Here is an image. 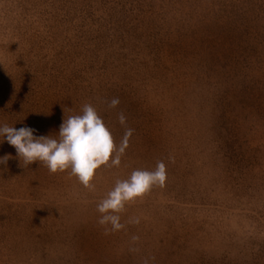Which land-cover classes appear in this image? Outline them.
<instances>
[{
  "label": "rangeland",
  "instance_id": "374dc122",
  "mask_svg": "<svg viewBox=\"0 0 264 264\" xmlns=\"http://www.w3.org/2000/svg\"><path fill=\"white\" fill-rule=\"evenodd\" d=\"M85 104L118 147L132 130L94 189L0 136V264H264V0H0V126L59 139ZM161 161L164 187L101 224Z\"/></svg>",
  "mask_w": 264,
  "mask_h": 264
},
{
  "label": "clouds",
  "instance_id": "9594fccd",
  "mask_svg": "<svg viewBox=\"0 0 264 264\" xmlns=\"http://www.w3.org/2000/svg\"><path fill=\"white\" fill-rule=\"evenodd\" d=\"M119 104L118 98L109 102V107ZM123 113L119 121L125 123ZM32 127L0 126V136L16 149L19 161L23 166L35 162L43 163L50 173L63 172L70 169L71 174L86 187L94 189L93 181L96 171L109 163L114 166L120 164L121 155L127 146V138L132 130L125 132V139L118 147L114 137L105 125L96 108L85 104L82 114L63 119L59 127V139L48 136H36ZM0 141V142H3ZM11 154L0 157V164L7 167ZM167 179L166 166L158 162L154 171L143 169L134 170L128 179L117 180L114 188L102 199L97 210L102 214L100 223L111 222L114 229L123 225L117 215L125 208V204L143 197L153 186L164 187Z\"/></svg>",
  "mask_w": 264,
  "mask_h": 264
}]
</instances>
